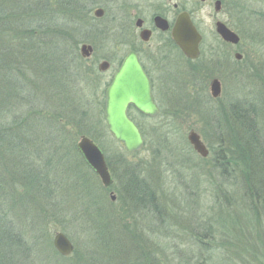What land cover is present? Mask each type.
Returning a JSON list of instances; mask_svg holds the SVG:
<instances>
[{
    "label": "rangeland",
    "instance_id": "1",
    "mask_svg": "<svg viewBox=\"0 0 264 264\" xmlns=\"http://www.w3.org/2000/svg\"><path fill=\"white\" fill-rule=\"evenodd\" d=\"M114 1L76 0L74 9L80 14L55 16L58 30L52 35L57 45L77 49L79 57L81 45L91 46L90 57H81L83 64L79 70L83 74L88 69L95 71L98 80L103 82V90L124 56L123 51H117L110 35L111 29L118 27L120 18ZM159 1L142 2L156 5ZM92 2L106 4L107 11L100 20L93 19L90 12L86 14ZM229 6L230 16L226 20L240 33L241 45L236 50L242 54V61L237 63L231 53L227 62L216 63L212 68L206 49L194 63L179 58V78H175L179 82L155 86V103L163 107L161 117L158 120L136 118L145 128L147 137V143L144 140L138 152H126L108 131H101L98 115L91 110L85 124L89 128L83 130L89 131V136H76L65 130L61 131L66 133L63 141L52 136L43 145H62L56 155L43 151L36 159L47 163L39 176H46L42 185L49 197L38 192L37 184L35 196L24 200L28 205L19 203L13 213L14 205L10 206L9 200L2 204L5 220L21 233L31 251L28 261L18 252L13 262L184 264L183 261L188 260L191 264H264V209L256 211L258 219H254L247 201V171L241 163H231L228 170H224L216 161L218 154L229 148L230 135L225 132L226 127H217L214 114L218 106L227 108L234 101L254 104L258 110L255 115L258 137L264 145V0H229ZM207 11L205 8L203 14ZM203 22L207 45L212 43L209 34L212 26L209 18L203 17ZM156 42L152 41L149 48L155 47ZM103 60L109 61L111 66L107 72L99 73L97 66ZM217 76L222 81L223 91L220 99L212 101L207 92L208 83L211 77ZM78 88L85 97L92 93L86 80H82ZM160 88H164L162 96L158 94ZM204 111L210 115H203ZM190 130L201 136L209 151L206 158H201L189 145ZM158 133L166 138L165 142L162 137L158 140ZM84 136L91 139L110 162L109 168L114 172L110 173L116 180L112 188L114 201L103 191L99 179L82 165L76 145ZM68 138L74 142L77 157L66 147ZM222 141L228 145H223ZM231 149L234 150L230 147L227 157L236 159L233 157L236 151L232 154ZM65 150L69 157L66 160L59 158ZM123 161L128 162L131 171L153 191L154 203L139 202L127 196L122 189ZM80 181L86 188L81 187ZM13 189L9 190L11 196L19 198L27 187L20 181ZM37 194L41 196L39 201ZM59 232L65 234L73 247L66 257L59 255L52 245L53 237Z\"/></svg>",
    "mask_w": 264,
    "mask_h": 264
},
{
    "label": "trees",
    "instance_id": "2",
    "mask_svg": "<svg viewBox=\"0 0 264 264\" xmlns=\"http://www.w3.org/2000/svg\"><path fill=\"white\" fill-rule=\"evenodd\" d=\"M75 2L76 0H0V264H16L13 261L18 252L27 261L31 254L21 233L15 231L5 220L2 204L9 200V205H14L11 208L14 213L13 210L19 203L20 206L28 205L29 202L25 203L24 200L35 196L34 189L37 184L38 192L49 197L47 189L42 185L46 176H39V171H44L43 167H47V163L44 159H36H39L43 151L56 155L62 145H43L49 142L52 136L63 141V134L66 133L62 134L61 131L65 130L70 131L72 135L89 136V131H83L87 129L85 124L91 117L89 110L98 115L102 124L101 131H107L103 119V82L98 80L99 76L92 69L83 74L79 70L83 63L76 53L77 49L57 45L52 36L54 30H58L55 16H73V12L80 14L79 10L74 9L77 5ZM82 80H86L90 92L92 91L86 97L78 88ZM228 105L227 108L218 106L217 113L214 114L217 116V127H226L225 132L230 135V145L227 146L226 141H222V144L233 147L231 153L236 151L233 154L236 159L230 155L227 157L229 148H221L224 151L218 154L216 161L224 170L231 163H241L247 171V201L254 219H258L256 211L264 209V145L258 137L255 120L258 110L254 104L241 101ZM187 106L190 108V104ZM203 115L210 114L204 111ZM137 116L158 120L161 112L152 119L140 115L133 108L128 111V117L136 123L147 143L146 130L137 123ZM158 135L160 140L162 136L159 133ZM162 138L165 142L166 138ZM65 142L68 144L66 147H70L76 155L74 142L69 138ZM63 153L59 154V158L64 157L66 160L68 153L66 150ZM81 162L90 171L89 167ZM106 162L109 168V160ZM121 165H124L121 173L122 189L127 196L135 197L139 202L143 200L149 204L154 203L153 191L131 171L128 162L123 161ZM64 178L65 176L61 177L62 180ZM20 181L26 185L27 190L19 198L15 195L13 198L9 190L13 191L14 184ZM80 185L85 187L82 182ZM183 263L191 264L188 260Z\"/></svg>",
    "mask_w": 264,
    "mask_h": 264
},
{
    "label": "flooded vegetation",
    "instance_id": "3",
    "mask_svg": "<svg viewBox=\"0 0 264 264\" xmlns=\"http://www.w3.org/2000/svg\"><path fill=\"white\" fill-rule=\"evenodd\" d=\"M142 1L144 0L114 1L116 2V11L119 12L120 18L118 20V27L116 26L112 28L110 35L111 37H113L114 43L117 47V51L124 52V56H122V58L118 62V68L120 67L122 61L128 53L134 52L137 55L138 62L150 82L151 96L154 103V96L156 93L155 86L157 85V83L164 84L166 82H179L175 79L179 78V58L186 63H194L201 58L203 51H205L204 49H206L205 54L207 55L208 63L212 65V68H214L216 63L217 65H219L220 63L227 62L231 53H233V58L237 63H240L242 61V54L237 51L239 50V47L241 45V36L239 35L240 33L237 31L236 28H232L229 25V22H227L226 20L230 16L231 8L229 6V0H160L156 5H153V3L149 5H144L145 2ZM205 8H207L208 11L203 14ZM96 10L103 11V15L101 17L103 18L105 11H107L106 4L103 2H94L90 9L86 11V14L87 12L88 14L90 12L92 14L93 19L100 20L101 18L94 17V12ZM182 16L187 17L189 19V21L192 23L193 27L195 28L197 34L200 37V42L198 45L199 55L198 58L195 60L188 59L186 56H184L179 46H177L172 37V31L177 21L179 20V17ZM203 17L209 18L211 26L213 27H211L209 31L212 43H207V45L205 42L206 34L204 32L205 24L203 22ZM156 18H160L161 20L165 21L167 27L166 30H161L156 26ZM217 24L224 25L228 30L236 34L239 38V42L237 44L225 42L217 33ZM241 24L243 25L244 23L242 22ZM143 32L148 37L147 41L142 40L141 34ZM152 41L157 42L155 44V47L150 49L149 45ZM144 46H146L145 49ZM236 55L239 56V59L236 58ZM106 62L109 63V61ZM110 66L111 64L109 63V68ZM118 68L115 70V72L118 70ZM213 80H217L220 85V96L216 99L211 97L209 91L210 83ZM164 88H160V90H158L159 95L162 96L164 94ZM207 90L212 101L220 99L223 91L221 79L218 76L211 77L208 83ZM155 105L158 108L159 114L161 112V108L163 107H159L156 103ZM130 108L133 107H129V109ZM135 111L138 112L137 110ZM139 114L142 115L141 113ZM158 114L156 116H158ZM198 136L201 142L203 143L201 136L199 134ZM110 177L111 185L109 188L103 187L101 182L100 184L103 191L109 194L110 199L113 196L115 200L112 188L115 185L116 180L111 173Z\"/></svg>",
    "mask_w": 264,
    "mask_h": 264
},
{
    "label": "water",
    "instance_id": "4",
    "mask_svg": "<svg viewBox=\"0 0 264 264\" xmlns=\"http://www.w3.org/2000/svg\"><path fill=\"white\" fill-rule=\"evenodd\" d=\"M102 15V10L94 12L95 18H101ZM155 23L161 30H166L165 21L156 18ZM217 33L225 42L231 44L239 42L238 36L222 24H217ZM141 37L144 41L148 40L144 32ZM172 37L184 56L192 60L198 58L200 37L187 17H179L172 31ZM91 52L92 48L89 45L83 44L80 47L82 58H89ZM236 58L239 59V56L236 55ZM108 68L109 63L106 61H102L97 66V70L100 73H104ZM209 91L212 98L216 99L220 96V85L217 80H213L210 83ZM129 107H133L142 115L150 118L158 114V108L151 96L150 82L134 52L127 54L105 90L104 118L107 130L114 140L126 152L136 153L142 148L143 139L138 127L127 116ZM187 141L193 151L201 158L208 156V150L197 133L190 131L187 135ZM77 150L87 166L99 178L102 186L105 188L110 187L111 177L101 149L91 139L84 136L79 140ZM111 199L114 200V197L112 196ZM52 245L56 252L63 257L68 256L73 250L71 242L61 232L55 234Z\"/></svg>",
    "mask_w": 264,
    "mask_h": 264
}]
</instances>
